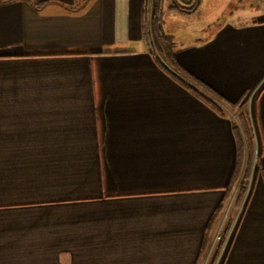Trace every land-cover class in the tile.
I'll return each instance as SVG.
<instances>
[{
    "label": "crops",
    "instance_id": "1",
    "mask_svg": "<svg viewBox=\"0 0 264 264\" xmlns=\"http://www.w3.org/2000/svg\"><path fill=\"white\" fill-rule=\"evenodd\" d=\"M170 2L163 30L207 95L148 53L142 0H0V264H205L231 217L215 264H264V0Z\"/></svg>",
    "mask_w": 264,
    "mask_h": 264
},
{
    "label": "trees",
    "instance_id": "2",
    "mask_svg": "<svg viewBox=\"0 0 264 264\" xmlns=\"http://www.w3.org/2000/svg\"><path fill=\"white\" fill-rule=\"evenodd\" d=\"M170 1H171L170 4L167 6V9L169 11H179L185 14H189L194 10H196L200 2V0H188V1L170 0ZM164 3L165 0H142V17H141L142 38L148 53L150 55H153V58L161 68H163L169 75L173 76L178 81L184 82V84L187 85V81H185L183 78L185 77L190 82L196 84L198 87L209 92V89L204 84L193 78L189 73L183 70L180 67V65L177 63L174 55L175 42L173 38L168 34H166L165 31L163 30V16L165 10ZM82 5L83 4H81L79 7H81ZM193 89L197 91L195 88ZM243 114L244 115H241L240 118L243 127L245 129L244 130L246 134L245 141L247 144L246 147H243L242 140L240 139V137H238L239 138L238 142L240 143V148H241L238 153L240 156H242V153H246L247 164L250 165L251 161L254 159V156L252 155H255L254 154L255 150L253 146V139L251 137V129L249 127L248 118L245 113ZM242 150L243 152L241 153ZM248 171L249 168L246 169V171L244 172V176H248ZM233 186H236L237 188L235 191L234 201L232 202V205L234 206V208H237L243 199L246 187L243 184H241V182L237 183L236 185L234 179L233 184L228 188L229 192H232ZM224 210H225V204L224 203L218 204L208 221V224L206 226L207 233H205V238L203 239L200 248L199 258L202 261L205 260V256L207 255L208 250L210 248V239L207 238L209 235L208 232L210 231V229H213L215 223L217 222L219 217L222 216ZM232 218L233 217H231L224 223V226L221 230V237L220 239L215 241V246L213 248V251L209 255V258L207 259L205 264H215L220 249L223 245V241L226 236V233L232 224Z\"/></svg>",
    "mask_w": 264,
    "mask_h": 264
},
{
    "label": "rangeland",
    "instance_id": "3",
    "mask_svg": "<svg viewBox=\"0 0 264 264\" xmlns=\"http://www.w3.org/2000/svg\"><path fill=\"white\" fill-rule=\"evenodd\" d=\"M231 4H234V2L233 3H231ZM211 7H212V1H208V3H206V4H204L203 3V5L201 6V8H200V11H199V13H198V16L199 17H201L202 18V16H210L211 15V17H213L214 15H213V13L211 12L212 11V9H211ZM234 6H231V7H229L227 10H225V12L223 13V15L222 16H224V17H226L227 15H228V13L232 10V11H234V8H233ZM233 8V9H232ZM220 9H218V10H216L215 12H216V14L215 15H217V14H219L220 15V11H219ZM223 11V10H222ZM219 12V13H218ZM221 18H219V20H220ZM177 38H178V36H177ZM184 78V80L185 81H187V82H190L189 80H187L185 77H183ZM190 83H192V82H190ZM195 86H196V88L197 89H199L200 91H201V93H203V94H205V95H207V92L205 91V90H203L202 88H200V87H198L196 84H194ZM242 110V109H241ZM241 115H244L243 113H242V111H240V110H231L230 112H229V116L228 117H230L232 120H233V122L235 123H237V122H239V120H237L238 118V116L240 117ZM240 119V118H239ZM248 123H249V121H248ZM241 125H243L242 123L240 124L239 123V125H238V128H241ZM240 136H241V134H240ZM239 136V137H240ZM246 136V135H245ZM241 138V137H240ZM244 139H246V138H244ZM246 141H245V147H246ZM247 150V149H246ZM254 154H255V151H254ZM256 155V154H255ZM255 155H252V156H255ZM245 156H246V153H245ZM253 161V160H252ZM243 177H245L244 178V181H242L241 179H243ZM247 179H248V177H246V176H244V174L243 175H241L240 176V181H241V184H243L244 186H245V183L247 182ZM232 193H233V190H232ZM243 199H244V197H243ZM232 201H234V197H233V200ZM232 201H231V203H232ZM243 201H241V203H242ZM241 203H240V205H241ZM240 205L238 206V208L240 207ZM226 209V208H225ZM237 208H234V210L235 211H237L236 210ZM225 214V213H224ZM223 226L224 225H221L219 228L222 230V228H223ZM218 228V229H219Z\"/></svg>",
    "mask_w": 264,
    "mask_h": 264
},
{
    "label": "built area",
    "instance_id": "4",
    "mask_svg": "<svg viewBox=\"0 0 264 264\" xmlns=\"http://www.w3.org/2000/svg\"><path fill=\"white\" fill-rule=\"evenodd\" d=\"M250 184H251V179H248L247 182L245 183L246 190H245L244 197L247 196V194H248V192H249V190H250ZM235 220H236V219H234V220L232 221V224H231L230 228L228 229V231H227V233H226V236H225L224 241H223V245H222V247H221V249H220V252H219V254H218V257H217L216 262L220 259L221 255H222V252H223V250H224V248H225V246H226V244H227V242H228V240H229V237H230V235H231V232H232V229H233V226H234ZM220 228H221V227H220ZM220 228L216 231V234H215V237H214V240H215V241L218 240V239H220V237H221V229H220Z\"/></svg>",
    "mask_w": 264,
    "mask_h": 264
}]
</instances>
